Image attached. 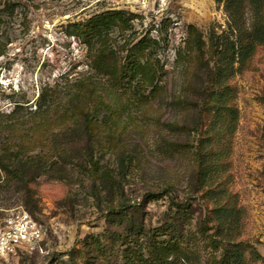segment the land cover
Returning a JSON list of instances; mask_svg holds the SVG:
<instances>
[{
	"label": "rangeland",
	"instance_id": "obj_1",
	"mask_svg": "<svg viewBox=\"0 0 264 264\" xmlns=\"http://www.w3.org/2000/svg\"><path fill=\"white\" fill-rule=\"evenodd\" d=\"M9 4L13 9H5ZM114 12L124 16L112 20L107 38L111 78L90 70L80 32L96 15ZM0 16V114L16 103L29 114L45 90L59 111L72 110L81 80L91 82L93 92L73 117L53 118L57 123L35 139L24 130L0 136V145L11 142L14 149L0 150V156L43 168L28 189L0 169V227L24 209L43 230L40 250L0 257V264H159L160 257L163 264H211L234 242L240 249L233 253L240 251L244 264H264V45L241 70L236 64L228 82L238 117L213 130L214 111L201 112L199 97L205 69L199 70L188 43L195 38L190 26L208 46L219 36L236 38L224 3L0 0ZM246 17L250 22L248 10ZM141 40L148 49L135 51ZM135 53L157 72V90H142L123 74ZM88 108L107 122L96 133L102 147L74 118ZM110 134L117 137L114 146ZM94 162L115 177L109 184L116 189L102 183ZM173 200L186 208L178 212ZM220 207L233 209L238 221L217 231L213 211Z\"/></svg>",
	"mask_w": 264,
	"mask_h": 264
},
{
	"label": "trees",
	"instance_id": "obj_2",
	"mask_svg": "<svg viewBox=\"0 0 264 264\" xmlns=\"http://www.w3.org/2000/svg\"><path fill=\"white\" fill-rule=\"evenodd\" d=\"M218 2L224 3L225 11L232 22V30L234 33H237L236 38L232 39L229 35L224 37L219 36L208 46L206 41L202 38L201 33L193 26H190L189 36L195 35V38H189L188 42L192 44L196 58L201 63L199 70L205 69L204 74L206 75V80L200 83L199 97L202 99L201 112L214 111V122L211 125L213 130L219 127L220 122H227L228 119H231L232 122L238 117V110L232 105L234 96L232 95V89L228 85V82L234 76L235 72L238 71L235 68L236 64L241 66L239 68L241 70V68L249 63L256 55L258 48L264 45V0H218ZM10 8L13 9L12 4L7 5L5 9L9 10ZM247 10L251 14L250 22H248L246 17ZM122 16H124L123 12H114L113 14L103 13L96 15L85 24H81L83 29L80 33L83 37V43L87 48V58L90 60L88 66L96 75L111 78L112 75H114V59L110 56L107 38L112 27V20L115 18L121 19L123 18ZM2 23L3 19L0 16V38ZM146 41L147 40H141L135 45V51L139 52L148 49L150 44ZM208 54L210 55V59L206 60L205 57ZM141 57L144 56L138 53L127 57L126 63L123 65L125 69L123 74L128 76L130 82L133 83L137 81L139 88L142 90L151 85L153 91L157 90L159 87L157 72L151 71L149 60H144ZM76 86V92L73 94L69 103L72 110H70V108H65L63 111H59L60 108L58 106L50 104L49 93L46 90L39 95L36 109L27 115H23L22 113L24 106L20 103H16L15 108L9 113L0 114L2 118L0 120V136L5 133L11 135L16 133V131L24 130L27 136H31L32 139H35L34 137L38 136L40 132L48 131L49 128L53 127V124H56L62 117L66 118L65 115L71 114L73 117L74 109L80 107L85 98L84 95L88 94V97H90L93 93L91 90L92 84L89 81H77ZM79 116L78 118L76 114L74 118L79 119L78 123L85 127L95 144L102 147L103 139L96 135V133L102 126H105L107 122L98 121L95 114L89 108L86 110L82 109ZM56 117L57 122L55 121L53 123ZM107 139V141L113 142V146L117 141L115 134L108 135ZM210 141L211 140H207V142ZM204 142V140H199L198 144L203 146ZM25 148L26 146L23 148L20 147L21 150ZM0 150L14 149H12L11 142H7L6 144L0 145ZM26 167L31 169L30 174L25 171ZM0 169L7 174L12 183L18 187L28 189L30 183L37 177V174L41 173L43 168L41 166L32 167L28 162L23 163V160L19 157L7 159V156H0ZM204 172V177L207 178L208 173H206V168H204ZM94 173L98 175L104 185H108L110 181L114 182L115 180V177L110 174V172L101 171L95 162ZM109 185L116 189L115 184L111 183ZM171 191V188L168 189L166 195H169ZM214 193L215 192H213V194ZM172 205L176 207L178 212L186 208L184 202H177L176 200H173ZM125 211L126 210H123V213ZM213 214L215 215V221L219 224L217 231L223 230L226 227H233L236 225L235 222L238 221L237 218L234 217L233 209L220 207L216 208ZM204 227L207 228L208 225L204 224ZM177 230L178 226H174L173 232H177ZM180 237L181 236H173L172 240H177ZM233 242V240L229 239V247ZM158 245L159 243L155 245V249L161 252ZM233 246L232 250H227L225 252L221 260L211 264H244V259L240 251L233 253L234 249H240V247L236 242H234ZM254 255L259 257L256 251H254ZM159 261V264H163V258L160 257Z\"/></svg>",
	"mask_w": 264,
	"mask_h": 264
},
{
	"label": "built area",
	"instance_id": "obj_3",
	"mask_svg": "<svg viewBox=\"0 0 264 264\" xmlns=\"http://www.w3.org/2000/svg\"><path fill=\"white\" fill-rule=\"evenodd\" d=\"M42 240L40 224L26 210H16L0 227V257L37 252Z\"/></svg>",
	"mask_w": 264,
	"mask_h": 264
}]
</instances>
